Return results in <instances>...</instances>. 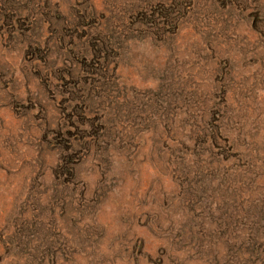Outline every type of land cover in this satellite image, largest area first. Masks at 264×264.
<instances>
[{
	"label": "rangeland",
	"instance_id": "obj_1",
	"mask_svg": "<svg viewBox=\"0 0 264 264\" xmlns=\"http://www.w3.org/2000/svg\"><path fill=\"white\" fill-rule=\"evenodd\" d=\"M0 264H264V0H0Z\"/></svg>",
	"mask_w": 264,
	"mask_h": 264
},
{
	"label": "trees",
	"instance_id": "obj_2",
	"mask_svg": "<svg viewBox=\"0 0 264 264\" xmlns=\"http://www.w3.org/2000/svg\"><path fill=\"white\" fill-rule=\"evenodd\" d=\"M210 129L209 131L204 127L202 129V132H204V137L206 138H213V141L217 143L218 141H222L226 137L224 134L226 133L225 127L223 124H218V121L213 123L212 125H209Z\"/></svg>",
	"mask_w": 264,
	"mask_h": 264
}]
</instances>
